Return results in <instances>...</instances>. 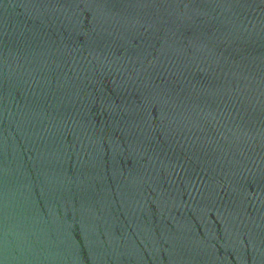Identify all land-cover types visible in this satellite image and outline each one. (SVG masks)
Instances as JSON below:
<instances>
[{"label": "water", "instance_id": "water-1", "mask_svg": "<svg viewBox=\"0 0 264 264\" xmlns=\"http://www.w3.org/2000/svg\"><path fill=\"white\" fill-rule=\"evenodd\" d=\"M0 264H264V0H0Z\"/></svg>", "mask_w": 264, "mask_h": 264}]
</instances>
